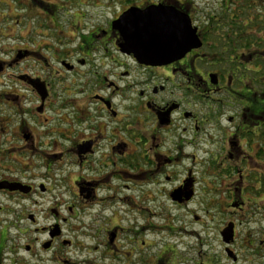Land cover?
I'll use <instances>...</instances> for the list:
<instances>
[{
	"label": "flooded vegetation",
	"instance_id": "af4514ba",
	"mask_svg": "<svg viewBox=\"0 0 264 264\" xmlns=\"http://www.w3.org/2000/svg\"><path fill=\"white\" fill-rule=\"evenodd\" d=\"M0 264H264V0H0Z\"/></svg>",
	"mask_w": 264,
	"mask_h": 264
},
{
	"label": "water",
	"instance_id": "95a60500",
	"mask_svg": "<svg viewBox=\"0 0 264 264\" xmlns=\"http://www.w3.org/2000/svg\"><path fill=\"white\" fill-rule=\"evenodd\" d=\"M128 40H129V38H127ZM155 55H153V56H151V57H149V58H152V59H157V57H154ZM177 57V55H172V56H169V58L170 59H172V58H176Z\"/></svg>",
	"mask_w": 264,
	"mask_h": 264
}]
</instances>
